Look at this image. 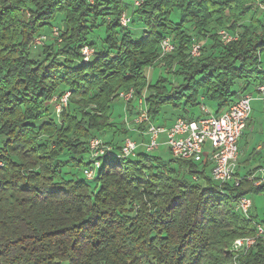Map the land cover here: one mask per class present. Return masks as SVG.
<instances>
[{"label": "trees", "instance_id": "1", "mask_svg": "<svg viewBox=\"0 0 264 264\" xmlns=\"http://www.w3.org/2000/svg\"><path fill=\"white\" fill-rule=\"evenodd\" d=\"M257 1L144 0L133 33L119 22L125 0H0V264H264V238L239 256L231 251L264 223L236 209L239 197L264 193V182L255 185L249 171L237 185L218 183L208 163L171 155L176 168L141 148L122 157L128 129L109 113L118 92L132 89L151 121L167 105L177 108L173 121L193 119L186 113L204 101L217 114L264 84ZM57 15L64 28L54 25V38L47 28ZM99 26L97 43L89 35ZM219 29L237 39L222 44ZM166 36L175 49L159 59ZM202 39L212 43L191 56ZM84 45H97L87 62ZM157 64L170 80L150 85L147 69ZM66 91L56 112L52 99ZM92 138L111 151L95 168ZM67 164L79 174L66 177ZM89 168L92 179L82 178Z\"/></svg>", "mask_w": 264, "mask_h": 264}, {"label": "built area", "instance_id": "2", "mask_svg": "<svg viewBox=\"0 0 264 264\" xmlns=\"http://www.w3.org/2000/svg\"><path fill=\"white\" fill-rule=\"evenodd\" d=\"M144 0H132L133 7H139ZM261 11L264 23V4L256 2ZM122 26H127L130 17L126 13H122L119 19ZM219 41L227 44L237 39V33H230L226 29H219L217 32ZM51 36L59 38V32L56 27L52 28ZM45 36L41 35L35 39L36 43L45 40ZM158 58L171 53L175 49V44L170 36L161 39L158 45ZM201 45L194 42L191 45L190 54L196 57L200 54ZM93 53L92 49L82 48L83 61L87 62L89 56ZM69 97V92H64L59 97L55 105L56 112L65 106ZM134 97L132 89L128 91L118 92V98H122L126 102ZM264 99V84L256 86L253 92L241 93L232 103L223 108L219 113L215 114L205 105H200L201 115L197 118L186 119L176 118L169 126H155L150 120L143 97L138 98L140 108L136 111L133 118L134 131L142 139L138 141L131 137H126L121 145L119 155L122 157L133 156L137 149L141 148L148 152L156 149L159 144L165 145L170 154L180 160L208 163L210 165V176L218 182H233L238 184L241 177L235 175L236 162L239 155L238 140L240 139L246 127L251 112V101L254 99ZM144 124V128H139ZM138 130H137V129ZM163 135V140L158 143V138ZM209 147H205L206 142ZM88 148L91 153V160L95 168L99 161L97 157L106 153L111 154L109 147L102 146L99 138L89 140ZM94 168L84 170L87 179H92ZM247 179L253 180L255 185L264 182V167H259L251 171ZM250 200L243 195L236 201V209L245 215L248 214ZM255 234L249 237H239L233 241L232 252L239 256L244 254L252 247L258 238H264V227L262 224L255 225ZM236 264V263H234Z\"/></svg>", "mask_w": 264, "mask_h": 264}, {"label": "rangeland", "instance_id": "3", "mask_svg": "<svg viewBox=\"0 0 264 264\" xmlns=\"http://www.w3.org/2000/svg\"><path fill=\"white\" fill-rule=\"evenodd\" d=\"M125 2L129 3V0H125ZM125 2L123 3V6H122L124 9V11H122V13H126L132 19V22L130 24L131 26L128 24L127 28L131 29L134 33L136 31H138L139 28L141 27V22L139 19H137L138 15L135 13L136 9L132 5H129ZM258 2H259V0H258ZM257 12H258L259 17H261V13L259 12V10H257ZM171 19H172V21L175 20L174 22L179 21L178 17H177V12H175V11L172 12ZM61 21H62V15H57L55 17V19L53 20V26H50L47 28L49 35H51L52 28H54L56 26H57V28L58 27L64 28V27H62ZM54 25H56V26H54ZM103 31H104V26H99L98 28H94V29L92 28V31L90 32L89 37L96 39L97 43H98V40H99L98 38L103 36ZM189 31H192V30H189ZM42 33H45V30H42ZM191 33H192V36L194 37V39L197 41L198 35H195L196 32L192 31ZM77 35H86V33H84V31H82V32H78ZM213 42L217 43L216 40H213ZM198 43L205 46L204 49H206V47L210 43H212V41L210 39H202V40H198ZM83 47H87L88 49L93 50L94 47L97 48V45H95L93 48L86 46V45L82 46V48ZM82 48H81V51H82ZM204 52H205V50H204ZM263 66H264V61H263ZM161 77L170 80V77L165 72V70L162 66L157 64V65L151 66L147 69L146 80H147L148 84L155 85ZM207 102H209V101H205V105H209L210 103L214 104L211 101L209 104ZM127 104L128 103L125 100H123L122 98L115 99L112 102L111 107H110V111H109L110 117L118 128L123 127L125 129H128V132H126L125 137H131L132 139H135V140H137V138H138V141H139L142 138L139 137L138 135H137L138 136L137 137L136 134H134L136 132L132 129V128H134L133 127L134 123L132 120H133L134 116L136 115V111L140 108V105L138 104V99H136V98L132 99L131 102H129L128 107H127ZM212 104H210V105H212ZM55 105H54V107H55ZM251 106H252V111L250 114V118H251L252 122L250 123L249 128H247L245 130L244 135L242 137H240V139L238 140L239 145L241 144V146H243L242 148H245L247 142L250 144L251 148L254 147L253 143H261L262 142L264 144V101H262L260 103L252 102ZM176 112L178 113L177 108L175 109V107H172L169 105L164 106V107H162L159 115L156 116L152 122L155 126H169L171 119H173L176 116L175 115V114H177ZM179 112L181 113V110H179ZM186 114L190 115V116H194V117L200 116L201 115L200 106L197 105V106L192 107L191 109H189V111ZM251 126L254 127L253 131L250 130ZM132 134H133V136H132ZM111 135H112L111 131H107L104 134L106 139H109ZM162 140H163V135H160V137L158 138V143H160ZM205 147H209L208 141L206 142ZM251 148L249 150L245 151V155H243V157L241 159L244 162H249L246 165V168H245L246 171H249V170L252 171L253 169L257 168V166H259L258 163H260L261 166L264 167V146L260 150V152L252 155L251 158H248V156L250 155V152H251ZM147 153L151 154V155H158L164 161H166L167 163H169L172 166L177 168L176 163L171 161L173 158H172L171 154L169 153V151L167 150V148L165 147V145L159 144V146L156 149H154L152 151H148ZM63 172L67 173V174H65V176L68 177V176H70L69 173L70 174L71 173L72 174H77V173L79 174L80 171L76 166H73L71 164H67L63 167ZM207 173H209V171H207ZM80 176L83 178L84 174L80 173ZM245 196H247L248 199L250 200V207H249L247 215L252 216L255 221H263L264 220V193L248 192L247 195H245ZM262 226L264 227V223H262Z\"/></svg>", "mask_w": 264, "mask_h": 264}, {"label": "crops", "instance_id": "4", "mask_svg": "<svg viewBox=\"0 0 264 264\" xmlns=\"http://www.w3.org/2000/svg\"><path fill=\"white\" fill-rule=\"evenodd\" d=\"M253 90V89H252ZM252 92V91H251ZM262 101H264V99H257V98H254L252 101H251V104H252V102H256V103H260V102H262ZM204 103H205V101H204ZM208 104L210 103V101L209 102H207ZM210 104H212V103H210ZM206 105L210 110H211V112H214V110H215V104H212V105ZM129 105H127V107H128ZM251 111H252V106H251ZM250 114H251V112H250ZM188 116V115H187ZM192 117H194V116H192ZM197 117V116H196ZM195 118V117H194ZM173 122V120L171 119V122H170V124ZM252 121H251V118H250V115H249V119H248V121H247V124H246V127H245V129H244V131H243V134L241 135V137L244 135V132H245V130L247 129V128H249V126H250V123H251ZM169 124V125H170ZM252 128V129H251ZM253 129H254V127L253 126H251L250 127V130L251 131H253ZM136 132V131H135ZM134 134H136V136L138 135V133L136 132V133H134ZM132 136H133V134H132ZM252 142V141H251ZM253 143V142H252ZM238 145H239V142H238ZM253 145H254V147L253 148H251L250 147V144L247 142L246 143V146H245V148H242L243 146H241V144L239 145V155H238V158H237V162H236V168H235V175L236 176H238V177H240V176H243L244 174H246V173H248L249 171H246L245 170V168H246V165H247V163H249V162H244L243 160H241L242 159V157H243V155H245V151H247V150H249L250 148H251V152H250V155L248 156V158H251L252 157V155H254V154H257L258 152H260V150L263 148V146H264V144L261 142V143H253ZM258 165L259 166H257V167H262L261 166V164L260 163H258Z\"/></svg>", "mask_w": 264, "mask_h": 264}]
</instances>
